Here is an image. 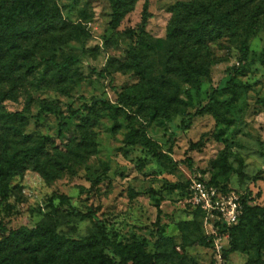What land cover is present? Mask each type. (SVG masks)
<instances>
[{
	"label": "rangeland",
	"instance_id": "374dc122",
	"mask_svg": "<svg viewBox=\"0 0 264 264\" xmlns=\"http://www.w3.org/2000/svg\"><path fill=\"white\" fill-rule=\"evenodd\" d=\"M54 1L60 9L54 30L23 40L18 52L24 56L15 64L14 77L0 79V91L12 88L17 96L0 103V112H23L28 124L20 125L22 135L52 138L51 155L66 154L70 162L58 167L54 181L27 170L3 183L0 225L6 235L22 226L33 229L57 211L61 232L88 236L95 231L89 214L96 212L123 253L105 252V264H112L111 258L133 264L135 254L155 255L160 229L166 237L162 264H264V249L253 238L244 252L225 258L230 239L221 241L225 245L218 252L212 234L223 237L219 226L189 198L191 178L201 174L223 194L251 193L248 203L264 209V0H238L241 16L248 20L257 15L259 29L250 41L249 65L234 81L236 88L228 87L227 70L238 65L240 53L226 37L193 48L195 59L210 70L199 90L173 70L166 35L174 6L221 0H139L118 29L109 25V0ZM231 1L221 8H229ZM146 2L152 17L141 34ZM131 49L143 59L140 74L133 68ZM154 89L173 97L170 121L141 106L145 93L153 102ZM213 90L229 104L218 117L199 113ZM121 93L130 95L120 99ZM43 106L53 112H44ZM108 106L118 110L115 119ZM190 116V125L180 129ZM61 122L67 127L59 137ZM83 122L87 143L81 140ZM131 130L146 134L161 156L140 145L126 148Z\"/></svg>",
	"mask_w": 264,
	"mask_h": 264
},
{
	"label": "trees",
	"instance_id": "16d2710c",
	"mask_svg": "<svg viewBox=\"0 0 264 264\" xmlns=\"http://www.w3.org/2000/svg\"><path fill=\"white\" fill-rule=\"evenodd\" d=\"M138 1L109 0V25L112 29L120 27L124 18L134 11ZM226 1L230 0H221L217 4L182 3L173 7L175 17L166 35L169 62L172 63L175 73L197 90L204 84L205 77L210 75V70L203 62L195 59L193 48L196 45H208L215 39L220 40L226 37L227 42L238 49L240 53L238 65L227 70L230 84L228 87L231 89L237 87L234 82L236 76L242 74L249 65L250 41L259 29L258 17L255 15L250 16L248 20L244 19L241 16L243 8L240 7L238 0H232L229 8L222 9L221 6ZM59 15L60 9L54 0H0V64L3 66V70H0V79L12 80L14 77L15 64L20 57L24 56L22 52H18L21 42L31 37L50 34L56 27L54 24ZM151 17L148 2H146L140 25L141 34L146 33ZM139 40H142V37ZM29 54L26 53L25 57ZM129 55L133 61L134 70L138 74L142 73L143 59L140 54L135 49H131ZM72 59L69 60L72 61ZM4 60H6L5 65L2 63ZM44 61L56 66L51 59ZM260 61L264 63V52L260 56ZM67 63L66 61L59 67H66ZM153 92L152 103L148 102L150 97L148 93L140 96L141 106L151 109L154 116H161L170 121L169 109L172 106L173 97L164 96L160 90L154 89ZM215 93V90L210 93L208 103L202 106L199 113L213 112L218 117L220 108L229 107L226 101L216 98ZM129 95L130 93H121L119 97L124 99ZM8 100H17L12 88L0 91V103ZM42 109L44 112H53L50 106H43ZM108 109L111 110V116L115 119L118 110L110 106ZM78 114L79 112H76L74 116ZM191 118L192 116L185 119L180 129L188 127ZM27 124L28 120L23 112H0V187L10 178L27 170L37 171L46 180L54 181L59 178L58 167L69 165L70 157L66 154L51 155L54 142L52 138L23 136L19 127L27 126ZM66 127V123H60L59 137ZM80 132L83 133L81 140H86L87 143L88 135L84 134L87 133L86 122L80 126ZM11 136H20L22 141L11 140ZM10 142L16 143L11 146ZM124 143L126 148L131 150L140 145L155 157L161 156L158 145L146 134H140L136 130L128 133ZM251 195L249 193L248 196H242L243 215L238 225L228 229L230 247L224 252L225 258L235 252L246 251L254 242L264 249V209L248 203ZM89 217L95 224V231L88 236L77 237L61 232L57 211L51 213L47 221L33 229L22 226L6 235L4 227L0 225V234H3L0 238V264H105L107 257L104 255L105 252H112L122 257V250L118 245L113 244L97 213L91 212ZM187 228V222L181 225L183 232ZM252 238L255 240L251 243ZM165 242L164 231L160 229L155 255L135 254L132 257L133 264H162L161 260L165 254L160 251V248L165 245ZM110 260L112 264H119L113 258Z\"/></svg>",
	"mask_w": 264,
	"mask_h": 264
},
{
	"label": "built area",
	"instance_id": "2783aa9c",
	"mask_svg": "<svg viewBox=\"0 0 264 264\" xmlns=\"http://www.w3.org/2000/svg\"><path fill=\"white\" fill-rule=\"evenodd\" d=\"M242 196L235 192L230 194L221 193L215 186L209 184L201 174L191 178L189 187V198L195 208L204 212L208 220L217 224L222 232L220 237L213 231L215 245L218 252H221L224 243L229 242L228 229L239 224L244 212ZM214 230V229H213Z\"/></svg>",
	"mask_w": 264,
	"mask_h": 264
}]
</instances>
